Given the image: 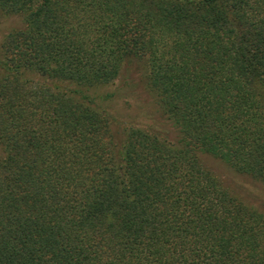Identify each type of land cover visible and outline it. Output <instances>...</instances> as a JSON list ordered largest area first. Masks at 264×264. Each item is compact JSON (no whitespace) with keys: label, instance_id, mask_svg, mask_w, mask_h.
Returning <instances> with one entry per match:
<instances>
[{"label":"trees","instance_id":"trees-1","mask_svg":"<svg viewBox=\"0 0 264 264\" xmlns=\"http://www.w3.org/2000/svg\"><path fill=\"white\" fill-rule=\"evenodd\" d=\"M0 15L20 20L0 40V264H264V207L201 160L264 185V0ZM129 64L154 125L121 128L90 93Z\"/></svg>","mask_w":264,"mask_h":264},{"label":"rangeland","instance_id":"rangeland-1","mask_svg":"<svg viewBox=\"0 0 264 264\" xmlns=\"http://www.w3.org/2000/svg\"><path fill=\"white\" fill-rule=\"evenodd\" d=\"M20 24L18 17H3L0 15V40L3 34L11 27ZM141 65L140 63H138ZM129 76L126 79L120 77L118 80L106 86L98 87L90 93L95 98L97 103L104 107L107 112L115 118L121 128L128 124H137L141 121H147L154 125L160 121V117L154 103L148 98L146 93L142 91L138 80V67L128 65ZM141 107L148 112V117L141 118L138 112ZM163 128L165 124H160ZM172 135L174 132L170 131ZM201 160L205 166L210 168L217 174L222 181L232 187L251 203L264 207V185L247 176L236 174L230 167L220 160L204 154L201 155Z\"/></svg>","mask_w":264,"mask_h":264}]
</instances>
